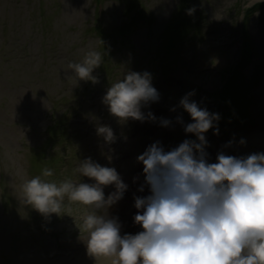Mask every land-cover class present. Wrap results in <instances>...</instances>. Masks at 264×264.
<instances>
[{
  "label": "rangeland",
  "instance_id": "obj_1",
  "mask_svg": "<svg viewBox=\"0 0 264 264\" xmlns=\"http://www.w3.org/2000/svg\"><path fill=\"white\" fill-rule=\"evenodd\" d=\"M130 1L0 0V264H112L114 258L92 256L82 240L78 213L85 206L69 201L71 217H45L18 201L21 185L35 176L56 183L73 178L77 164L90 157L114 167L128 185L108 209L116 217L114 210L134 193L132 185L143 184L136 157L154 142L170 150L184 141L183 126L175 119L182 115L186 124L190 117L178 107L170 109L194 90L191 99L210 111L208 93L220 88L226 69L239 64L242 45L247 57L239 70L247 92L233 79L243 103L241 118L218 123L223 131L218 126L217 135L210 129L206 151L213 163L221 150L236 156L264 153V0H135L133 8ZM191 8L195 12L189 14ZM182 19L188 21L185 36L173 28ZM173 30L181 43L166 55L159 53ZM90 50L105 52L92 73L99 82L76 84L67 64L81 63ZM127 71L151 74L160 100L142 110L173 121L170 127L132 120L120 124L109 114L102 98ZM97 124L113 129L114 144L104 145ZM230 140L232 146L224 148ZM45 168L53 176L44 177ZM80 182L93 183L87 177ZM112 191L106 187L105 197ZM118 221L121 235L141 231L126 228V219ZM65 247L70 251L61 250Z\"/></svg>",
  "mask_w": 264,
  "mask_h": 264
},
{
  "label": "clouds",
  "instance_id": "obj_2",
  "mask_svg": "<svg viewBox=\"0 0 264 264\" xmlns=\"http://www.w3.org/2000/svg\"><path fill=\"white\" fill-rule=\"evenodd\" d=\"M188 12L194 13L195 8ZM104 54L90 50L81 63L67 64L76 84L99 82L92 73L101 66ZM194 95V90L188 92L170 111L178 107L187 113L190 123L184 124L182 115H177L175 123L195 139H185L170 150L157 141L136 157L144 177L137 191L147 187L149 192L133 197L138 233L121 235L118 218L108 213L128 185L114 167L90 157L77 164L73 178L59 183L40 176L26 180L18 201L45 217L70 216L69 201L85 206L78 213L82 240L92 256L114 258L112 264H264V153L236 156L221 150L215 162H209L205 134L210 129L213 135L219 133L221 117L192 100ZM159 100L149 72L127 71L107 88L102 103L120 124L132 120L170 127L173 121L142 110ZM96 134L105 146L117 140L108 125L97 124ZM232 144L230 140L223 147ZM43 176H53V170L45 168ZM81 177L93 183L80 182ZM109 186L114 191L105 197Z\"/></svg>",
  "mask_w": 264,
  "mask_h": 264
},
{
  "label": "trees",
  "instance_id": "obj_3",
  "mask_svg": "<svg viewBox=\"0 0 264 264\" xmlns=\"http://www.w3.org/2000/svg\"><path fill=\"white\" fill-rule=\"evenodd\" d=\"M133 1H135V0H131L130 1V6H132V3H133ZM263 20V19H262ZM264 21V20H263ZM183 23V25L186 23L183 19H182V22H180V21H175L174 22V26H179L180 24H182ZM263 24H264V22H263ZM167 47H165L164 49H163V51L164 52H167ZM227 90V87L224 89V91H226ZM229 107V106H228Z\"/></svg>",
  "mask_w": 264,
  "mask_h": 264
},
{
  "label": "bare ground",
  "instance_id": "obj_4",
  "mask_svg": "<svg viewBox=\"0 0 264 264\" xmlns=\"http://www.w3.org/2000/svg\"><path fill=\"white\" fill-rule=\"evenodd\" d=\"M182 129H183V127H182ZM131 206H133L132 202L129 203L128 208H130ZM126 207H127V206H126ZM115 210H116V209H115ZM132 210H133V209H130V212H132ZM132 214H133V213H132ZM134 214H136V213H134ZM115 215H118V216H119V213H116V212H115Z\"/></svg>",
  "mask_w": 264,
  "mask_h": 264
}]
</instances>
